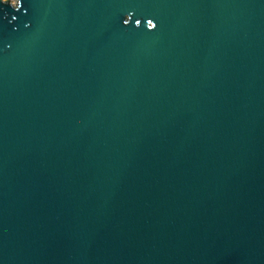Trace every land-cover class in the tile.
<instances>
[{
  "label": "water",
  "instance_id": "1",
  "mask_svg": "<svg viewBox=\"0 0 264 264\" xmlns=\"http://www.w3.org/2000/svg\"><path fill=\"white\" fill-rule=\"evenodd\" d=\"M0 264H264V0H0Z\"/></svg>",
  "mask_w": 264,
  "mask_h": 264
},
{
  "label": "clouds",
  "instance_id": "2",
  "mask_svg": "<svg viewBox=\"0 0 264 264\" xmlns=\"http://www.w3.org/2000/svg\"><path fill=\"white\" fill-rule=\"evenodd\" d=\"M150 26V27H149ZM156 27L155 23L152 20L147 21V28L149 30L154 29Z\"/></svg>",
  "mask_w": 264,
  "mask_h": 264
}]
</instances>
